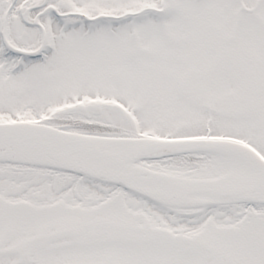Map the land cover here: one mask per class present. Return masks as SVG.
Returning <instances> with one entry per match:
<instances>
[{"label": "snow or ice", "instance_id": "snow-or-ice-1", "mask_svg": "<svg viewBox=\"0 0 264 264\" xmlns=\"http://www.w3.org/2000/svg\"><path fill=\"white\" fill-rule=\"evenodd\" d=\"M0 264H264V0H0Z\"/></svg>", "mask_w": 264, "mask_h": 264}]
</instances>
